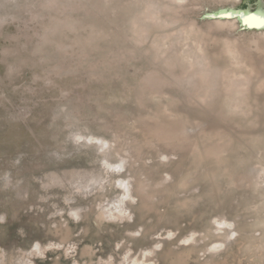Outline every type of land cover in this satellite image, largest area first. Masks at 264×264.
Instances as JSON below:
<instances>
[{
    "label": "rangeland",
    "instance_id": "rangeland-1",
    "mask_svg": "<svg viewBox=\"0 0 264 264\" xmlns=\"http://www.w3.org/2000/svg\"><path fill=\"white\" fill-rule=\"evenodd\" d=\"M0 264H264V0H0Z\"/></svg>",
    "mask_w": 264,
    "mask_h": 264
},
{
    "label": "bare ground",
    "instance_id": "bare-ground-1",
    "mask_svg": "<svg viewBox=\"0 0 264 264\" xmlns=\"http://www.w3.org/2000/svg\"><path fill=\"white\" fill-rule=\"evenodd\" d=\"M255 23V22H254ZM122 187L126 190V194H128V192H129V188H128V186L124 183V184H122ZM126 194H125V196L121 199V201H120V203L122 204V205H125L126 203H127V199H128V196L129 195H127L126 196ZM121 204H119V206L121 205ZM125 215V213L123 212V210H120V212H119V214L118 215ZM97 221H99V222H104V221H106V219H103V217L101 216V215H99L98 217H97ZM36 251H37V249H38V252L39 251H41V250H39V246H36ZM34 249V250H35ZM88 254H90V251H88V252H83V255L85 256V255H88Z\"/></svg>",
    "mask_w": 264,
    "mask_h": 264
}]
</instances>
